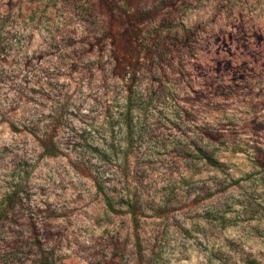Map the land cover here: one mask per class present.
<instances>
[{"label":"rangeland","instance_id":"rangeland-1","mask_svg":"<svg viewBox=\"0 0 264 264\" xmlns=\"http://www.w3.org/2000/svg\"><path fill=\"white\" fill-rule=\"evenodd\" d=\"M249 260L264 0H0V264Z\"/></svg>","mask_w":264,"mask_h":264},{"label":"trees","instance_id":"trees-1","mask_svg":"<svg viewBox=\"0 0 264 264\" xmlns=\"http://www.w3.org/2000/svg\"><path fill=\"white\" fill-rule=\"evenodd\" d=\"M52 136L50 137H46V138H42L41 139V145L42 147L44 148V151L50 155H55L57 154L58 152V146L52 141ZM51 144V145H50ZM51 148V149H50ZM97 181V179H96ZM97 184L99 186V182L97 181ZM105 201H106V204L108 206L111 207V201H112V198L110 196H108L106 193H105ZM135 202H129L128 203V210L129 212L132 214V215H135L136 213V210H135ZM247 264H257L254 260H249Z\"/></svg>","mask_w":264,"mask_h":264}]
</instances>
